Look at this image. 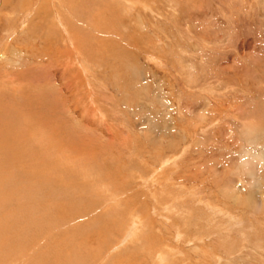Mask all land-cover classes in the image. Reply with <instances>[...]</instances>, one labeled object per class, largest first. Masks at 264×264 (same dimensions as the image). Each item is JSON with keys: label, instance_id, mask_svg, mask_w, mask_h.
Segmentation results:
<instances>
[{"label": "rangeland", "instance_id": "374dc122", "mask_svg": "<svg viewBox=\"0 0 264 264\" xmlns=\"http://www.w3.org/2000/svg\"><path fill=\"white\" fill-rule=\"evenodd\" d=\"M2 1L0 264H264V0Z\"/></svg>", "mask_w": 264, "mask_h": 264}, {"label": "bare ground", "instance_id": "6f19581e", "mask_svg": "<svg viewBox=\"0 0 264 264\" xmlns=\"http://www.w3.org/2000/svg\"><path fill=\"white\" fill-rule=\"evenodd\" d=\"M34 1H38V0H34ZM46 0H40V3H41V5L45 2ZM1 2H3L2 0H1ZM4 3V2H3ZM4 4H6V2L4 3ZM3 4V5H4ZM7 5V4H6ZM0 7H1V5H0ZM42 7V6H41ZM1 10V9H0ZM3 11V10H2ZM60 21H62V20H60ZM72 41V40H71ZM74 46H75V44H74ZM77 46V45H76ZM78 47V46H77ZM16 50V49H15ZM4 54L2 55V58H4ZM14 57V56H13ZM9 59V58H8ZM17 59H20V58H17ZM9 60H12V59H9ZM14 61V60H13ZM63 207L64 208V210L66 209V205H60V207ZM133 234V233H132ZM131 235V234H130ZM133 236V235H132ZM164 258V257H163ZM166 259V258H165ZM163 260V259H162Z\"/></svg>", "mask_w": 264, "mask_h": 264}]
</instances>
